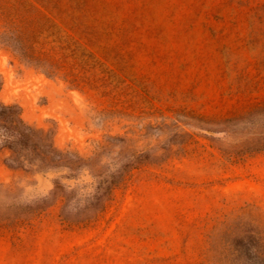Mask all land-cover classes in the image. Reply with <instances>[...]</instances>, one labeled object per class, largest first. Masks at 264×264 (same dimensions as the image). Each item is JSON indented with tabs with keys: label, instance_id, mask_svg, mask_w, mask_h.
<instances>
[{
	"label": "rangeland",
	"instance_id": "374dc122",
	"mask_svg": "<svg viewBox=\"0 0 264 264\" xmlns=\"http://www.w3.org/2000/svg\"><path fill=\"white\" fill-rule=\"evenodd\" d=\"M0 79V264H264V0H0Z\"/></svg>",
	"mask_w": 264,
	"mask_h": 264
},
{
	"label": "trees",
	"instance_id": "16d2710c",
	"mask_svg": "<svg viewBox=\"0 0 264 264\" xmlns=\"http://www.w3.org/2000/svg\"><path fill=\"white\" fill-rule=\"evenodd\" d=\"M11 40V39H10ZM1 87V79H0ZM0 148L15 154L19 163L36 165L49 163L61 153L40 137L36 131L21 118L20 108L13 104L0 102ZM43 164L41 170L51 168Z\"/></svg>",
	"mask_w": 264,
	"mask_h": 264
}]
</instances>
